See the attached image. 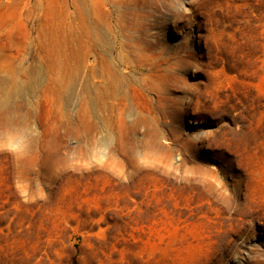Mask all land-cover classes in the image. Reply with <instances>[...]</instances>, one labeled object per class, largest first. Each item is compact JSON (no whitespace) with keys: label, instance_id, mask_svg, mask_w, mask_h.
<instances>
[{"label":"rangeland","instance_id":"rangeland-1","mask_svg":"<svg viewBox=\"0 0 264 264\" xmlns=\"http://www.w3.org/2000/svg\"><path fill=\"white\" fill-rule=\"evenodd\" d=\"M119 1L101 111L72 0H0V264H264V0Z\"/></svg>","mask_w":264,"mask_h":264},{"label":"bare ground","instance_id":"bare-ground-1","mask_svg":"<svg viewBox=\"0 0 264 264\" xmlns=\"http://www.w3.org/2000/svg\"><path fill=\"white\" fill-rule=\"evenodd\" d=\"M126 4L127 6H124L119 0H72V4L70 3L66 10L71 27L69 40L71 47L69 53L66 52L68 59L75 58L79 44L84 48L83 58L79 64L68 60L67 75L73 79L79 75L78 70L83 67V92L90 103L95 102L101 111L114 109L121 99L120 96L126 94V86L131 79L124 70H129L131 66L134 69V57L139 53L138 47L130 41L134 37L122 27L123 20L127 24L131 14L132 6L129 5V1H126ZM143 35L145 36V33ZM136 38L141 41L144 39L143 36ZM67 44L69 46V43ZM141 54L143 55V51L140 56ZM126 65L129 66L122 69ZM70 86L72 87L68 84L66 87L70 89ZM94 93L98 101L93 100Z\"/></svg>","mask_w":264,"mask_h":264}]
</instances>
